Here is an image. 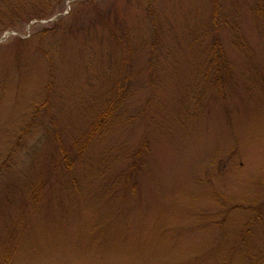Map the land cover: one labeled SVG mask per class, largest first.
<instances>
[{"label":"rangeland","instance_id":"rangeland-1","mask_svg":"<svg viewBox=\"0 0 264 264\" xmlns=\"http://www.w3.org/2000/svg\"><path fill=\"white\" fill-rule=\"evenodd\" d=\"M144 3L64 0L50 18L0 30V264L264 257V217L246 228L264 197V0H153L150 14ZM111 7L128 51L90 24ZM218 49L236 78L222 95L202 69L210 78ZM123 86L104 132L57 180L52 161L72 157Z\"/></svg>","mask_w":264,"mask_h":264},{"label":"trees","instance_id":"trees-1","mask_svg":"<svg viewBox=\"0 0 264 264\" xmlns=\"http://www.w3.org/2000/svg\"><path fill=\"white\" fill-rule=\"evenodd\" d=\"M64 0H0V30L6 29V28H15L19 24H25L26 22L32 20V19H42V18H50L53 16L58 10L61 11L62 8L59 6L61 3H63ZM146 3H144V7H146L147 12L150 14L153 12L152 4L153 0H145ZM116 9L111 7V9H106L103 12L98 13L99 15H96L97 18L92 19L91 25L99 24L101 27L108 26L110 28V34L114 38V36H117L119 34L118 38H114L117 44L122 46L124 50L128 51L130 47V42L127 38H125V33L120 32V25L122 21L119 20L120 15L118 14ZM112 12L115 14L114 19L112 18ZM153 15H149V19L152 18ZM157 31L155 28L152 31L153 38L156 37ZM124 35V36H122ZM240 39L239 35H235V42L238 44ZM153 50V49H152ZM219 52H214L212 54L210 63H213V69L211 70V77L209 78L207 75V69L208 65H204L202 69H204V75L206 76V79L211 84L217 88H222L219 93L222 95L230 88L233 84H236L235 82V75L232 73V68L230 66L229 60L225 56V52L221 49H218ZM130 52H128L129 54ZM152 54V51H150ZM156 61V57L152 56L150 57L149 61V74L151 75V68L153 67V62ZM212 66L209 65V72L210 68ZM207 73V74H206ZM126 79V78H125ZM235 82V83H234ZM126 84V83H125ZM126 86L118 87L116 89V97L115 100H113V96H110L108 100L109 109H102L97 117L95 118L94 122L95 125L92 126V128L89 130L87 134V139L82 140L81 144L78 146V150L71 156H69L68 152H65L64 150L61 151V153L52 161V171L54 176H56V179L59 180L60 176L62 174H66L69 176L73 162L77 159H82V151L87 147V144L90 140L91 136L101 135L103 130V125L106 122L111 121V112L118 107L120 104H123V102L127 99L122 93L119 92V90H123L126 92ZM225 89V90H224ZM127 96V95H126ZM38 107V106H37ZM37 107H34V110L32 111L31 118L33 117H41L39 115L40 111L37 109ZM135 115H132L131 118H134ZM103 124V125H102ZM107 127V126H106ZM26 129H23L25 131ZM145 141L138 144V147L136 148L135 156L133 158V162L131 165V169L128 171L127 174H133V170H138L139 166L143 163V156L141 155L143 152L147 153L148 146L145 145ZM51 171V170H50ZM127 175V176H128ZM49 176L46 174V176L43 178V180L37 184L34 185L35 190L31 193L30 200L32 202V206L35 207L40 199L41 189L43 188L45 184V179H47ZM128 183V181H126ZM249 207L252 208V214L249 221H246V228L251 226V223L261 219L264 217V197L257 200V205H249ZM256 264H264V257H258V259H253Z\"/></svg>","mask_w":264,"mask_h":264}]
</instances>
